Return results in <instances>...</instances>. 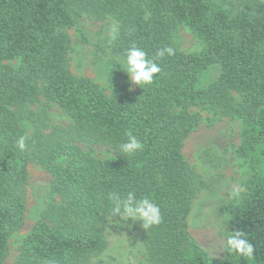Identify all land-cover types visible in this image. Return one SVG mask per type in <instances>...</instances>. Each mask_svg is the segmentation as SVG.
<instances>
[{
	"label": "trees",
	"instance_id": "1",
	"mask_svg": "<svg viewBox=\"0 0 264 264\" xmlns=\"http://www.w3.org/2000/svg\"><path fill=\"white\" fill-rule=\"evenodd\" d=\"M84 16L117 23L121 60L133 44L153 59L166 46L174 54L155 60L161 72L135 89L114 62L102 89L70 68L65 30ZM181 28L199 52L181 49ZM11 60L16 67L0 69V264H8L9 239L24 222L29 165L50 175L56 198L12 264H91L108 245L102 225L120 220L109 215V195L133 190L161 209V223L143 229L148 264H264V0H0V61ZM214 65L217 79L199 88ZM42 98L70 122L55 125L46 110H30ZM190 108L241 122L237 152L250 170L243 197L225 208L224 232L245 234L255 247L251 262L226 252L215 260L188 231L192 200L206 187L182 154L199 123ZM129 131L144 145L134 156L118 148Z\"/></svg>",
	"mask_w": 264,
	"mask_h": 264
},
{
	"label": "rangeland",
	"instance_id": "2",
	"mask_svg": "<svg viewBox=\"0 0 264 264\" xmlns=\"http://www.w3.org/2000/svg\"><path fill=\"white\" fill-rule=\"evenodd\" d=\"M118 27L114 20L95 21L81 17L65 32L71 40L70 68L74 75L85 77L102 89L108 87L109 67L119 62L114 42L108 43L109 31ZM177 42L185 52L197 53L201 45L191 32L181 28ZM17 60L0 61L2 66L16 67ZM220 67L214 65L204 70L197 86L205 88L215 81ZM133 88H137L133 84ZM237 97V96H236ZM42 104L30 107L34 112L46 110L52 124L66 126L70 119L56 105ZM199 123L185 141L182 154L189 165L206 182V187L192 200L187 224L195 242L210 257L221 260L225 254L221 238L227 219L225 208L235 205L243 197L245 181L249 176V162L241 158L237 149L241 142V122L238 119L220 118L198 108H190ZM22 128L26 135L33 131L25 121ZM50 175L37 165L28 166V179L24 188L25 214L22 228L9 239L7 263L12 264L17 247L40 218L46 205L55 200L50 192ZM108 245L91 264H148L144 255L143 228L139 222L108 218L102 225Z\"/></svg>",
	"mask_w": 264,
	"mask_h": 264
},
{
	"label": "clouds",
	"instance_id": "3",
	"mask_svg": "<svg viewBox=\"0 0 264 264\" xmlns=\"http://www.w3.org/2000/svg\"><path fill=\"white\" fill-rule=\"evenodd\" d=\"M119 30L113 27L109 31L108 43L117 40ZM172 47H162L155 53V58H149L146 51L133 44L125 52L124 57L119 61L122 71L129 77L131 84L140 87L149 86L154 78L161 72L160 66L155 62L165 55L172 56ZM125 142L118 145L119 151L127 156H134L142 151L144 145L129 131ZM17 148L25 149V139L21 137L17 141ZM110 201L109 215L117 216L123 220L139 222L143 229H151L161 223V209L150 196L137 197L136 192L128 191L126 195L113 192L108 197ZM221 238L224 241L223 251L237 259H244L251 262L254 259L255 247L240 230L223 232Z\"/></svg>",
	"mask_w": 264,
	"mask_h": 264
}]
</instances>
